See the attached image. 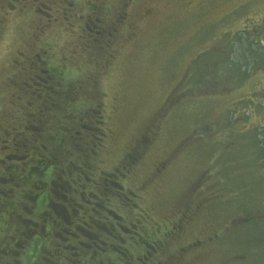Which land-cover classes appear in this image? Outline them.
<instances>
[{
    "label": "rangeland",
    "instance_id": "rangeland-1",
    "mask_svg": "<svg viewBox=\"0 0 264 264\" xmlns=\"http://www.w3.org/2000/svg\"><path fill=\"white\" fill-rule=\"evenodd\" d=\"M103 1L107 11L128 0ZM79 5L71 11L77 14L74 27L66 28L73 43L91 28L80 20ZM128 5L130 25L122 34L132 31L134 39L121 46L94 87L82 91H98L99 107L83 96L89 117L92 109L101 110L100 124L89 120L111 138L86 145L82 161L72 159L83 171L72 168L66 177L71 197L89 207L91 218L102 216L91 236L104 241L103 264L108 255L120 264L111 243L128 249L130 264H264V48L259 46L264 34H254L264 23V0H130ZM51 15L58 31L52 53L59 58L71 48L59 30L67 21ZM9 17L2 27L8 36L28 30L17 12ZM248 41L256 43L253 49ZM82 43L72 48L81 49ZM103 43H92L90 50L103 49ZM90 140L98 143L91 135L85 141ZM44 208L46 216L59 218ZM23 214L24 224L15 220L23 234L6 235L9 223L0 219V264H31L23 254L31 249L49 256L38 243L49 240L42 230L35 241L39 251L28 236L43 213ZM75 227L70 243L92 245ZM132 227L141 235L138 242L148 235L145 249L131 245Z\"/></svg>",
    "mask_w": 264,
    "mask_h": 264
},
{
    "label": "flooded vegetation",
    "instance_id": "flooded-vegetation-1",
    "mask_svg": "<svg viewBox=\"0 0 264 264\" xmlns=\"http://www.w3.org/2000/svg\"><path fill=\"white\" fill-rule=\"evenodd\" d=\"M78 1L79 11L84 10L80 20L91 28L87 36L78 35L83 39L77 38L74 43L83 42L82 48L74 49L72 37L66 39L70 34L66 28L74 27L77 14L71 11ZM129 1L121 5L119 1L118 6L109 5L106 11L103 0H0V49H3L0 52V219L7 215L11 222H5L9 223L8 228L23 234V226H16L15 220L24 224V211L38 218L47 209L44 207H48L54 215L59 216L51 217L43 224L34 220L33 229L28 232L33 239L32 247L39 251L38 243L42 244L49 255H41L34 249H31L32 254L27 251L23 253L30 260L36 259V264H40L41 258L47 264H65V260L79 263L99 256L100 245L93 246L92 242V245L83 247L82 242L78 245L69 241L73 235L70 233L73 225L77 226L75 229L83 237L95 239L97 235L91 236L90 230L98 228L95 219L102 216L97 212V217L91 218L89 207L84 209L71 197L67 186L70 179L66 177L71 175L72 168L83 171L74 166L72 159L82 161L86 145H101L110 137L105 131L92 126V123H101L98 115L101 110L90 111V117H93L91 123L89 104L85 105L84 95L90 102L97 101L96 106L99 107L98 91H82L88 86L94 87V80L102 70L115 64L121 46L134 39L132 31L128 35L122 34L130 25ZM14 12L18 13L21 22L27 24L28 30L13 31L8 36L7 30L2 27L10 18L9 14ZM51 12L61 22L67 21V25L59 30L64 33V40L71 48L59 58L52 53L58 31L53 30L57 25ZM21 33L24 34L23 38ZM103 40H106L103 49L94 50L92 47L90 50L92 43H98L101 47ZM90 65L91 68L81 71ZM87 71L88 74H85ZM70 73H73V77H70ZM81 96L83 98H79ZM74 102H78L76 107H71L69 104ZM60 104H64V109H59ZM94 129L98 132H94ZM84 131H88V134ZM90 135L98 143L85 141ZM97 154L95 152V156ZM41 180L44 182L41 183ZM50 185H53V189ZM39 188L40 191L36 192ZM108 210L105 208V211ZM46 214L50 216V213ZM70 214H75V218H71ZM39 231L45 235L44 238L48 237L47 242L35 244L36 236H40ZM51 247H58L54 249L57 250L55 255ZM68 249H75L76 253H67Z\"/></svg>",
    "mask_w": 264,
    "mask_h": 264
},
{
    "label": "trees",
    "instance_id": "trees-1",
    "mask_svg": "<svg viewBox=\"0 0 264 264\" xmlns=\"http://www.w3.org/2000/svg\"><path fill=\"white\" fill-rule=\"evenodd\" d=\"M254 34L255 35H257V36H260V35H263L264 34V23L262 24V25H260V26H257L256 28H255V30H254ZM243 35V34H242ZM240 38H244V36H241ZM259 42V41H258ZM257 42V43H258ZM256 45V43H254V42H251V41H248V47H249V49H253L254 48V46ZM261 48H264V45H262L261 43H260V45H259ZM260 50V49H259ZM253 54V53H252ZM251 54V55H252ZM264 65V62L262 61V66ZM42 217H44L43 218V220L42 221H40L41 222V224H43V223H45L44 221L46 220V221H49V217L48 216H46L44 213H43V216ZM4 220L5 221H7V220H9V217L7 216V215H5L4 216ZM46 218V219H45ZM41 219V218H40ZM45 219V220H44ZM139 224H141V222L139 223ZM119 226H120V224H119ZM134 226H135V224H134ZM133 226V227H134ZM140 226V225H139ZM121 227V226H120ZM131 228L132 230L134 229V228ZM16 231L14 230V229H10V228H8V230H6V232H5V234L6 235H13L14 233H15ZM45 232H47V230H45ZM90 233H93V231L92 230H90ZM133 234H134V236H135V238H131V239H133V241H132V243H131V241H129L128 243L130 244L131 243V245L132 246H134V244L137 246H139V248L140 249H145L149 244H147V242L145 241V240H147L146 238H148V235L146 234H144L145 235V240L143 241V242H138L137 240H136V238L137 237H140L141 235L140 234H138L136 231H135V229H134V231H133ZM97 235V234H96ZM45 236V235H44ZM137 236V237H136ZM97 237V236H96ZM95 237V239H90L93 243H94V245L93 246H95V245H100V247L102 246V244L104 243V241H102V243H101V240H100V238H96ZM114 237V235H112V233H110L109 234V239H112ZM131 237V236H130ZM152 237V236H151ZM119 238V242H120V237H118ZM106 239H107V237H106ZM105 239V240H106ZM151 242H153V241H151ZM108 243H109V241H108ZM119 243H116V244H113V243H111V244H109V246L110 245H112V246H114L113 248H114V250H113V253H115L116 255H118V259H119V263L121 264V260L123 259V257L125 258V260L123 261V263L125 264L126 262H127V264H130L131 262H132V257L130 258H128V254H127V252H128V249L126 248L125 250H122L121 249V247H122V245L121 244H119ZM118 245V246H117ZM121 245V246H120ZM119 248V249H118ZM102 252H104V251H102ZM106 259H107V261L105 262V264H118V262H117V260L115 259V256H112V255H108V256H106ZM105 259V260H106ZM129 259H131V262L129 261ZM29 261H30V263L31 264H36V259H34V260H30V259H28ZM140 261H141V259H140ZM72 263L73 264H103V255L99 252V256H97V257H95V258H88L87 259V262H76V261H73L72 260Z\"/></svg>",
    "mask_w": 264,
    "mask_h": 264
}]
</instances>
